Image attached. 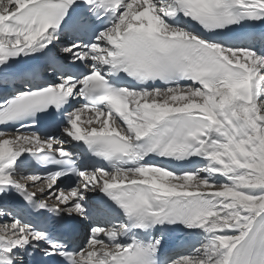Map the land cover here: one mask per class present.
Here are the masks:
<instances>
[{
	"label": "snow or ice",
	"instance_id": "1",
	"mask_svg": "<svg viewBox=\"0 0 264 264\" xmlns=\"http://www.w3.org/2000/svg\"><path fill=\"white\" fill-rule=\"evenodd\" d=\"M0 264H264V0H0Z\"/></svg>",
	"mask_w": 264,
	"mask_h": 264
}]
</instances>
